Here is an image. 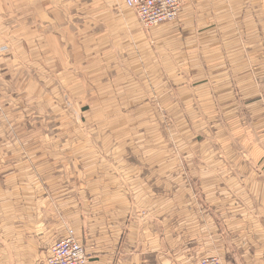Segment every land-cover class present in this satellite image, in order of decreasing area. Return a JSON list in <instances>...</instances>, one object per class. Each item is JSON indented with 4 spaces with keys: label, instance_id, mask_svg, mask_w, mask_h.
I'll use <instances>...</instances> for the list:
<instances>
[{
    "label": "crops",
    "instance_id": "0c3cea01",
    "mask_svg": "<svg viewBox=\"0 0 264 264\" xmlns=\"http://www.w3.org/2000/svg\"><path fill=\"white\" fill-rule=\"evenodd\" d=\"M75 102L222 122L190 159L90 161L43 138L42 108ZM263 105L264 0H183L150 33L125 0H0V264H44L71 228L90 264H264Z\"/></svg>",
    "mask_w": 264,
    "mask_h": 264
},
{
    "label": "rangeland",
    "instance_id": "374dc122",
    "mask_svg": "<svg viewBox=\"0 0 264 264\" xmlns=\"http://www.w3.org/2000/svg\"><path fill=\"white\" fill-rule=\"evenodd\" d=\"M141 27L145 33H150L154 29H146L142 25ZM143 95L147 96L146 91ZM81 96H84L83 90L75 89V99ZM239 96L241 97L240 93ZM184 106V104L167 105L161 102L104 105L60 103L50 108H42L43 119L40 125L44 130L43 133L46 134L43 138L52 137L57 145L72 144L75 157L89 158L90 161L98 159L114 161L126 158L131 155L133 146L139 147L145 144H164L170 147L171 159H190L193 154L192 147L200 141V132L216 127L222 121L195 119L194 105L187 106L190 118L184 119L181 114L173 113L174 109ZM235 106L240 115L247 117L243 103L235 101ZM198 114L200 115V111ZM19 126H23L22 122ZM37 126L38 121L36 128ZM24 127L26 130L33 128L34 121H25ZM135 158H139V153Z\"/></svg>",
    "mask_w": 264,
    "mask_h": 264
},
{
    "label": "built area",
    "instance_id": "2783aa9c",
    "mask_svg": "<svg viewBox=\"0 0 264 264\" xmlns=\"http://www.w3.org/2000/svg\"><path fill=\"white\" fill-rule=\"evenodd\" d=\"M125 5L137 16L140 24L152 29L174 21L183 9V0H125ZM44 264H90L84 244L77 238L74 229L59 239L51 248ZM199 264H224L216 255L204 256Z\"/></svg>",
    "mask_w": 264,
    "mask_h": 264
}]
</instances>
